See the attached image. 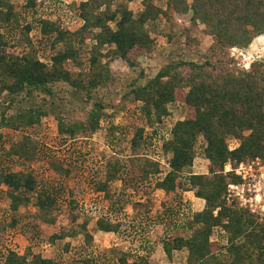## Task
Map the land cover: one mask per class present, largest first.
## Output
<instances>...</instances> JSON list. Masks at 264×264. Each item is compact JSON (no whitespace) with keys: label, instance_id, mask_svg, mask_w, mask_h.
Segmentation results:
<instances>
[{"label":"trees","instance_id":"trees-1","mask_svg":"<svg viewBox=\"0 0 264 264\" xmlns=\"http://www.w3.org/2000/svg\"><path fill=\"white\" fill-rule=\"evenodd\" d=\"M35 2L26 0V8H34ZM109 3L110 0L81 3L77 11L83 24L74 33L61 30L56 23H42L41 33L52 38L53 45L62 44L63 48L51 57L49 66L37 58L29 44L20 55L6 53L7 41L0 31L3 48L0 52V131L17 132L37 126L59 101L53 92L57 84H66L75 94H84L85 99L91 101L97 89L105 87L110 79L109 65L102 64L101 58H119L134 68L133 54L153 51V41L145 29L148 23L157 21L160 16L170 21L174 13L184 16L191 12V25L203 26L206 35L215 43L216 49L210 52L215 61L206 57L201 64L170 62L144 86L133 87L126 97L143 103L141 110L150 125L162 123L169 105L180 103L186 110L185 118L171 127L170 139L161 145L167 171L154 188L162 191L167 199L173 197L174 200L182 193L193 192L195 198L204 201V208L194 213L184 226L174 224L165 229L161 248L171 263L176 253L185 251L183 264H264V224L258 223L253 215L235 203H226V185L231 177L223 174L228 162L247 163L264 155V61L253 62L247 71H242L230 68L232 59L229 58V49H246L253 39L264 36V0H167L165 10L156 7L152 0H143L144 8L136 17L125 7L111 11ZM19 19L13 5L0 0V30L11 25L18 28ZM29 29L26 26L25 32ZM88 34L95 42L87 63L88 72L85 75L70 73L64 67L67 61H72L79 69L84 66L75 41L83 44ZM104 47L108 50L103 55ZM36 99H41L42 104L33 103ZM103 116L104 107L99 101L93 102L83 122L66 119L63 113H58L57 133L72 140L79 134L95 132ZM229 138L238 142L233 151L228 150ZM199 140L202 141V156L208 163L205 174L190 172ZM2 143L3 135L0 134V145ZM147 146V137L139 129L130 148ZM6 155L24 163L32 161L34 147L30 138L25 137L19 144L12 143ZM128 160L124 163L115 159L107 165V182L117 180L125 188L135 189L151 177L162 174L158 161L148 159L137 165ZM51 166L61 176H69L58 161ZM1 189L9 202V222L5 224L9 228L18 226L23 218L18 215V209L31 201L36 219L46 225L54 224L50 213L60 207L59 192L40 188L31 173L0 172ZM97 190L111 199L112 192L106 183L99 185ZM162 208L164 213L169 212L166 205ZM160 218L164 224L165 219ZM87 228L88 223L83 222L78 232L52 235L49 242L54 244L80 234L83 244L91 247L93 237ZM95 228L118 234L120 226L100 217L95 221ZM214 235L220 240H211ZM221 238L224 244L219 243ZM115 257L116 264H153L145 257L134 259L122 252ZM3 264L59 262L27 250L23 255L8 251ZM74 264H96V261L88 257Z\"/></svg>","mask_w":264,"mask_h":264},{"label":"rangeland","instance_id":"rangeland-1","mask_svg":"<svg viewBox=\"0 0 264 264\" xmlns=\"http://www.w3.org/2000/svg\"><path fill=\"white\" fill-rule=\"evenodd\" d=\"M7 1L20 16L18 28L11 25L0 30L7 41L4 51L8 54L20 55L29 44L36 51L37 58L49 66L51 57L63 48L62 44L53 45L52 38L41 33L42 23H56L68 33L78 31L83 24L77 7L84 0H35L32 9L26 8V0ZM152 2L156 7L166 9L167 0ZM142 3L143 0H110L109 4L111 11L125 7L136 17L144 8ZM191 17V12L184 16L174 13L170 21L160 16L157 21L148 23L145 29L153 41V51L150 54H133L131 59L134 68L119 58H101L102 64L109 65L110 79L105 87L97 89L91 101L86 100L84 94H75L70 86L57 84L53 92L59 101L53 104L37 126L17 132L0 131L3 135L0 172L31 173L37 178L40 188L58 191L60 195L59 209L50 213L54 224L46 225L36 219L31 201L18 209V215L23 216L18 226L9 228L5 225L9 222V202L4 190H0V264H3L8 251L24 254L27 250L43 258L54 259L59 264H74L76 260L88 257L95 259L96 264H116L115 256L119 252L129 254L134 259L145 257L153 264L184 263L185 251L176 253L172 263L167 261L161 251V241L166 236L165 229L174 224L184 226L197 213L199 206L197 202L190 201L191 193H182L179 199L175 197L176 200L173 197L167 199L154 186L167 171V160L161 153V145L170 139L171 127L185 118V107L180 103L169 105L162 123L150 125L141 110L143 103L126 97L133 87L144 86L170 62L201 64L206 57L211 62L215 61L210 53L216 49L213 39L206 35L203 26H192ZM26 26L30 28L28 33L25 32ZM110 26L113 27V24ZM261 37L264 36L253 39L246 49H229V58L232 59L230 68L247 71L244 67H250L249 64L263 62L264 43H257ZM91 38L92 35L88 34L83 44L75 41L84 66L79 69L72 61H67L64 67L70 73L85 75L88 72V59L95 45ZM232 49L238 50L232 52L233 56ZM107 50L104 47L101 53L104 55ZM1 51L3 48L0 46ZM63 97L61 102L60 98ZM46 101L49 99L46 98ZM95 101L101 102L104 107V116L95 132L79 134L72 140L58 135V113H63L66 119L83 122ZM33 103L38 106L42 100L36 99ZM139 129L144 131L148 146L132 150L130 142ZM25 137L30 138L34 147V158L28 163L6 155L12 143L19 144ZM228 140L233 139H227V145L230 144ZM195 151L196 158L190 172L205 174L208 163L202 156L201 140ZM115 159L124 163L130 159L137 165H142L148 159L158 161L162 174L151 177L143 186L125 188L120 181L107 182V165ZM57 161L63 170L69 172L68 177L61 176L52 168L51 164ZM125 179L128 184V179ZM105 183L112 192L111 199L97 190L99 185ZM164 205L169 212H163ZM161 216L165 219L164 224ZM100 217L117 223L120 226L118 234L98 233L95 221ZM83 222L88 223L87 229L93 237L91 247L83 244L80 234L58 240L54 244L49 242L52 235L78 232ZM211 240H220V237L214 235ZM224 242L223 239L219 241L221 244Z\"/></svg>","mask_w":264,"mask_h":264},{"label":"built area","instance_id":"built-area-1","mask_svg":"<svg viewBox=\"0 0 264 264\" xmlns=\"http://www.w3.org/2000/svg\"><path fill=\"white\" fill-rule=\"evenodd\" d=\"M233 51L238 50L232 49V56ZM244 68L248 70L249 66ZM228 141V150L233 151L238 143L234 139ZM223 174L231 177L226 185L225 201L228 204L235 203L238 208L248 211L257 222H264V155L247 163L228 162L224 166Z\"/></svg>","mask_w":264,"mask_h":264},{"label":"crops","instance_id":"crops-1","mask_svg":"<svg viewBox=\"0 0 264 264\" xmlns=\"http://www.w3.org/2000/svg\"><path fill=\"white\" fill-rule=\"evenodd\" d=\"M187 193H191V197L192 198H190V199H192V200H190V201H192L193 203L194 202H197V205L199 206V209H198V211L197 212H201L202 210H203V208H204V201L203 200H201V199H197V198H195L194 197V195H193V192H187ZM98 233H104V232H100V231H98ZM104 234H113V233H104ZM92 235V234H91ZM161 251L163 252V250H162V248H161ZM13 252H15V251H13ZM15 253H17V252H15ZM164 253V252H163ZM18 255H23V254H19V253H17ZM35 254V253H34ZM165 255V254H164ZM185 256H186V254H185ZM47 259V258H46ZM184 260H185V258H184Z\"/></svg>","mask_w":264,"mask_h":264},{"label":"bare ground","instance_id":"bare-ground-1","mask_svg":"<svg viewBox=\"0 0 264 264\" xmlns=\"http://www.w3.org/2000/svg\"><path fill=\"white\" fill-rule=\"evenodd\" d=\"M257 43L263 44L264 43V37H261L257 40Z\"/></svg>","mask_w":264,"mask_h":264}]
</instances>
